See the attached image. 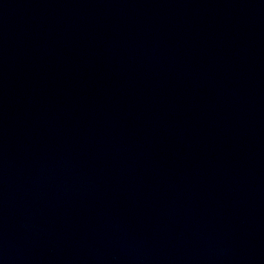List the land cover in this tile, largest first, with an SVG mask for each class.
Instances as JSON below:
<instances>
[{"label": "water", "instance_id": "95a60500", "mask_svg": "<svg viewBox=\"0 0 264 264\" xmlns=\"http://www.w3.org/2000/svg\"><path fill=\"white\" fill-rule=\"evenodd\" d=\"M0 264H264V0H0Z\"/></svg>", "mask_w": 264, "mask_h": 264}]
</instances>
